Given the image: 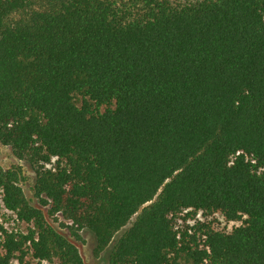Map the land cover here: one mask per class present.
<instances>
[{
    "label": "trees",
    "instance_id": "trees-1",
    "mask_svg": "<svg viewBox=\"0 0 264 264\" xmlns=\"http://www.w3.org/2000/svg\"><path fill=\"white\" fill-rule=\"evenodd\" d=\"M0 142V264H264V0H0Z\"/></svg>",
    "mask_w": 264,
    "mask_h": 264
},
{
    "label": "rangeland",
    "instance_id": "rangeland-1",
    "mask_svg": "<svg viewBox=\"0 0 264 264\" xmlns=\"http://www.w3.org/2000/svg\"><path fill=\"white\" fill-rule=\"evenodd\" d=\"M0 163L4 168H11L14 166H20L22 170L21 176V185L25 191L27 198L31 203L35 205H40V200L35 195V181L37 176V167L31 165L27 161L18 159L13 153L10 146L5 145L0 142ZM150 204V202L145 205ZM197 217L199 219H207L213 222V225L217 229L231 231L234 226L239 225L241 221H228L221 213H215L210 217H203L202 213L199 212ZM135 217L132 218L131 222L127 225H131ZM51 222L54 226L63 232L65 235L73 239L79 246L81 254L88 264H109V251H104L100 255L95 254L96 246V237L94 233L88 229H82L79 231L81 238L76 237L71 232V229L63 224L66 222L70 224L69 221L63 220L62 217L58 219H52ZM0 223H3L9 229H16L21 231H26L28 226L31 225L26 222L19 221L16 214L7 210L1 200V191H0ZM194 220H183L179 219L178 225L180 227H191L194 225ZM110 250V249H109Z\"/></svg>",
    "mask_w": 264,
    "mask_h": 264
}]
</instances>
